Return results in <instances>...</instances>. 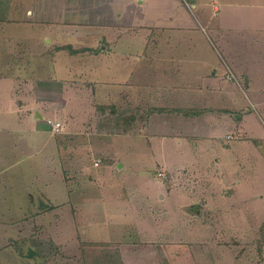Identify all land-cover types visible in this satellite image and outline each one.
Returning <instances> with one entry per match:
<instances>
[{
  "label": "crops",
  "instance_id": "obj_1",
  "mask_svg": "<svg viewBox=\"0 0 264 264\" xmlns=\"http://www.w3.org/2000/svg\"><path fill=\"white\" fill-rule=\"evenodd\" d=\"M205 214L264 264V0H0V254L140 264Z\"/></svg>",
  "mask_w": 264,
  "mask_h": 264
},
{
  "label": "rangeland",
  "instance_id": "obj_2",
  "mask_svg": "<svg viewBox=\"0 0 264 264\" xmlns=\"http://www.w3.org/2000/svg\"><path fill=\"white\" fill-rule=\"evenodd\" d=\"M204 219V224H199V222L188 224L189 230L197 229L198 232L199 228L209 230L201 240L197 236V239L188 238L185 241H176V244H173L175 246L165 248L164 251L163 249L155 252L142 251L138 257L131 258L134 260L139 258L142 262L140 264H259L262 262V254L259 252L262 251L260 238L252 237L240 242L226 238L213 239L210 229L215 225L211 221V214H205ZM27 225L29 248L26 251L27 255L24 249L22 252L19 251L22 253L21 257L14 254V250H9L0 254V264H102L98 256L73 253L68 255L62 247L56 246L50 236V224L29 223ZM3 239L4 242L9 241L5 237ZM125 259L128 260V257L125 256Z\"/></svg>",
  "mask_w": 264,
  "mask_h": 264
},
{
  "label": "built area",
  "instance_id": "obj_3",
  "mask_svg": "<svg viewBox=\"0 0 264 264\" xmlns=\"http://www.w3.org/2000/svg\"><path fill=\"white\" fill-rule=\"evenodd\" d=\"M52 125V123H50ZM61 130V125H56L53 129L54 133H59Z\"/></svg>",
  "mask_w": 264,
  "mask_h": 264
}]
</instances>
